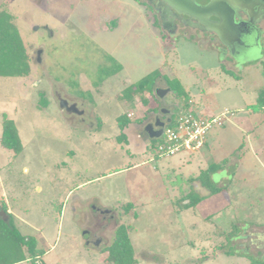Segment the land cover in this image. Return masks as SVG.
I'll list each match as a JSON object with an SVG mask.
<instances>
[{"label": "rangeland", "instance_id": "obj_1", "mask_svg": "<svg viewBox=\"0 0 264 264\" xmlns=\"http://www.w3.org/2000/svg\"><path fill=\"white\" fill-rule=\"evenodd\" d=\"M2 10L13 16L31 59L28 75L0 76V204L8 202L41 252L22 264H116L106 247L121 224L137 264H255L246 254L264 252L251 244L264 237V109L245 106L256 103L250 85H263L264 39L236 56L206 41H174L137 0H0ZM223 65L243 76L242 86ZM153 70L188 87L199 107L207 101L217 114L234 112L209 133L210 150L160 156L159 139L143 134L156 115L192 109L173 89L160 98L167 113L121 95ZM155 86L167 87L161 76ZM59 97L84 113L65 114ZM5 113L18 128L19 153L1 143ZM120 115L134 123L127 141ZM223 158L229 172L209 176L224 187L215 194L199 181ZM189 200L198 204L185 208ZM234 225L242 238L229 240Z\"/></svg>", "mask_w": 264, "mask_h": 264}, {"label": "trees", "instance_id": "obj_2", "mask_svg": "<svg viewBox=\"0 0 264 264\" xmlns=\"http://www.w3.org/2000/svg\"><path fill=\"white\" fill-rule=\"evenodd\" d=\"M30 60L27 47L18 27L13 21V16L7 11H0V76L20 77L28 75L31 69ZM222 67L227 74H230L236 79L241 78L239 74L226 68L225 65ZM120 69L121 67L113 69L111 74L118 72ZM160 76L168 87L175 90L178 97L185 100L186 107L189 106V95L178 79L161 74L158 70L151 71L138 83L126 86L121 95L130 101H133L135 97L139 96L147 106L153 103V105L147 108L148 112L158 111L161 108V104L160 98H158L155 93V83ZM257 93L256 103L250 105V108L254 111L264 109V84L258 89ZM42 100H44L43 104L48 105L47 99L43 96ZM174 117L175 114L172 113L170 118L173 119ZM130 121L131 119L127 117V115H120L118 117V125L121 129L120 136L123 140L125 139V141H127V137L123 129ZM154 140L156 139H152L151 141ZM1 143L16 153L21 152L23 149V144L15 121L13 118L8 117L6 113L3 115ZM227 161V159H224L222 162L212 163L204 171L205 176H208V178H202L200 182L203 186L210 188L212 193H219L224 187L213 186L212 181L209 180V176L220 167H223ZM127 204L129 208L132 206L130 202ZM196 204H198V202L189 200L185 207L188 208ZM4 215L8 217V219ZM234 226L232 233H230L231 235H227L229 240L237 237L240 231L239 227L236 225ZM37 245V238L33 235H24L15 224L13 215L8 212L6 204H0V264H15L39 257L41 252ZM106 250L109 252V260L114 261L116 264H137L135 250L128 232V227L124 224L118 227L113 242L106 247ZM246 255H248L255 264H264V259L255 258L249 254Z\"/></svg>", "mask_w": 264, "mask_h": 264}, {"label": "flooded vegetation", "instance_id": "obj_3", "mask_svg": "<svg viewBox=\"0 0 264 264\" xmlns=\"http://www.w3.org/2000/svg\"><path fill=\"white\" fill-rule=\"evenodd\" d=\"M137 1L143 3V5L151 9L154 21H158L159 23V33L161 35L168 36L169 38H173L174 41H178L180 38H182L186 39L187 41H192L197 45L201 44V41H206L209 42V44H212L220 53L224 54L229 52L236 56L240 54L241 51L248 53L249 49H251L255 44L261 45V42L264 39V0H258L260 3L254 6V10H249V8L246 6L244 7L247 9H241L239 5H234L235 3L244 4L245 2L243 0H229L230 2L228 0H193L196 6L201 9H204L213 1L218 3L213 8V11L220 13V16L213 13L208 14L206 12H202L200 14L198 10L191 8L190 6L188 7L184 0H181V2L177 4L179 10L173 7V5L168 6V4L162 0ZM252 1L254 2L255 0ZM226 6L233 11L232 15L237 22L242 21L244 23L239 29V40L233 39L232 36L227 35H224L223 39L218 35L217 32H211L209 26L204 25L202 22L203 20H209L213 24L219 25V22L222 21L221 16L222 18H227L228 11ZM189 12H192L193 14L199 13V16H196V14L190 15ZM236 64L238 63L236 62ZM62 101L65 102V106L61 105ZM59 104L63 107L62 109L65 114L84 113L83 109L78 108L77 103L73 102L70 104L64 98L59 97ZM162 109L163 108H161V111ZM157 116L159 115H156L153 120L143 125V134L146 135L147 138H149V133L146 131L145 127L151 122L155 124ZM160 119L164 122L166 121L164 118L162 119L160 117ZM92 207L97 208L103 213L108 212V209H100V207L97 205H92ZM83 234H85V231H83ZM246 235L250 236L249 234ZM256 237L257 239L251 240V244L256 246V249H258L257 251H264V237ZM240 238H242V236L238 235L235 239ZM95 243L98 244L99 241L97 240ZM245 247L247 248L248 245H245ZM253 257L255 256L253 255ZM260 258L264 259V252H262V256Z\"/></svg>", "mask_w": 264, "mask_h": 264}, {"label": "built area", "instance_id": "obj_4", "mask_svg": "<svg viewBox=\"0 0 264 264\" xmlns=\"http://www.w3.org/2000/svg\"><path fill=\"white\" fill-rule=\"evenodd\" d=\"M229 114V110H224L219 114L204 115L189 109L175 114L173 119L167 118L157 145L160 156L200 149L213 128L222 126Z\"/></svg>", "mask_w": 264, "mask_h": 264}, {"label": "water", "instance_id": "obj_5", "mask_svg": "<svg viewBox=\"0 0 264 264\" xmlns=\"http://www.w3.org/2000/svg\"><path fill=\"white\" fill-rule=\"evenodd\" d=\"M163 2H166L168 4V6L170 5H173V7L177 8V4H179L181 2V0H162ZM221 1H224V0H221ZM229 1V0H228ZM245 3H235L234 5H239V7L241 9H247L249 8V10H254V6L259 4L260 2L258 0H255L254 2L252 0H243ZM185 4L188 5V7L190 6L191 8H194L195 10H198L199 13L201 14L202 12H206L208 14H216V15H219L220 16V13H216L215 11H213V8L218 4L216 2H212L210 5H208L207 7H205L204 9H201V8H198L196 6V4L193 2V0H184ZM230 2V1H229ZM246 6V7H244ZM227 7V6H226ZM190 8V9H191ZM227 9V18H222L221 16V22H219L220 24L219 25H215L213 24L211 21H207V20H203L202 22L204 23V25H208L209 26V29L211 32H217L218 35L220 37H222L224 39V35H227V36H232L233 39H240L239 38V29H240V26H242V24H244L242 21H239L237 22L232 13L233 11L230 9V8H226ZM179 10V9H178ZM199 13H195L196 16H199ZM190 15H195L193 14L192 12H189ZM206 17V16H204ZM222 26V27H221ZM215 28V29H213ZM217 28V29H216ZM216 30V31H215ZM227 38V37H225ZM225 42H226V39H225ZM171 91V88L170 87H167V88H157L155 90V93L156 95L159 97V98H163L164 95H166L168 92ZM62 106H65V102L62 101L61 103ZM162 112H169L167 109L163 108L162 109ZM170 120V118L168 119ZM165 126V122L162 121L160 119L159 116H157V119H156V122L155 124L154 123H148L145 127L146 131L149 133V138L152 140V139H160L162 137V134H163V128Z\"/></svg>", "mask_w": 264, "mask_h": 264}, {"label": "crops", "instance_id": "obj_6", "mask_svg": "<svg viewBox=\"0 0 264 264\" xmlns=\"http://www.w3.org/2000/svg\"><path fill=\"white\" fill-rule=\"evenodd\" d=\"M252 65H254V64H252ZM241 68H242V67H241ZM225 73H226V72H225ZM237 74H239V75L241 76V78H240V79H236V78H235V81H237L238 84H239L240 86H242L241 83H244V82H242V78H243V76H242L240 73H237ZM171 77H173V76H171ZM179 80H180V79H179ZM180 81H181V80H180ZM181 83H182V81H181ZM193 83H194V82H191V83H190V87H192V88L195 87ZM182 84H183V83H182ZM262 84H264V81L262 82ZM260 85H261V84H260ZM183 86H184V84H183ZM167 87H168V86H167ZM167 87H165V88H167ZM157 88H159V87L156 86V89H157ZM184 88H185V91L187 92V94L189 95V101H188V102H189V106H190L192 109H194V110L198 109V110H196V111H198V112H200V113H202V114H204V115H215V114H217V113H215L213 110L210 109V107H209L208 104H207V101H206V103H203L202 105H200L201 107H199V105H198L199 102L195 99V97H194L193 94L191 93V90L188 89V87H185V86H184ZM249 88H250L251 91L257 93V92H258L257 89H259L260 86H258V88H257L256 86H252V85H250ZM156 89H155V90H156ZM171 92H174V91H172V89H171V91L168 92V94L171 93ZM174 93H176V92H174ZM257 94H258V93H257ZM257 94H256V100H257ZM201 98H202V97H201ZM201 98H199L200 101L202 100ZM253 104H254V103H250V104L246 105V106H245V109H246V110H251L250 105H253ZM199 110H201V111H199ZM224 110H229L230 113H231V114L228 115V118L226 119V121H228V120L231 118V115L234 114V112H233L232 110H230V109H224ZM224 110H223V111H224ZM251 111H253V110H251ZM221 112H222V111H221ZM221 112H219V113H221ZM219 113H218V114H219ZM131 114H133V113H131ZM226 121H225V123H226ZM225 123H224V124H225ZM133 124H134V123H133L132 121H130L129 124L125 127L126 129H125V128H124L125 130L123 129V130H124V133H125V135H126V137H127V134H128L126 130H128V129H129V126H131V125H133ZM224 124H223V125H224ZM223 125H222V126H223ZM222 126H220V127H222ZM128 138H129V137H127V140H128ZM212 138H213V136H212V137H211V136L207 137V139H206V141H205V144L203 145L204 147H203V146H202V147L205 148L206 150H207V149L210 150V147H211L210 145H211V139H212ZM213 143H214V142H213ZM202 147H201V148H202ZM198 150H200V149H198ZM131 153H132V152H131ZM153 159H154V157L151 156L150 160H153ZM224 159H226V158H223V159H221V160H219V161H213L212 163H214V162H215V163L222 162V160H224ZM137 165H138V164H134L132 167L134 168V167L137 166ZM130 167H131V166L127 167L126 169H129ZM225 169H226V170H225ZM218 170H219V173H224L225 171H226V172H229L230 169H227L226 166H224L223 168L218 169ZM214 173H216V172H214ZM214 173H213V174H214ZM213 174L211 175V177L214 178L215 175H213ZM199 182H200V181H199ZM200 185H201L203 188H206L205 186H203V185L201 184V182H200ZM37 189H41L40 186H37ZM206 189H207V188H206ZM3 196H4V195H0V198H3V199H4ZM187 196H188V195H186V197H187ZM5 202H6V204H7L6 206H9V205H8V202H7V201H5ZM186 204H187V203H186ZM186 204H185V205H186ZM185 205H184V207H185ZM65 207H67V205H65ZM185 208H186V207H185ZM8 212L15 216L14 212H13L10 208L8 209ZM63 212H64V210H63ZM63 212H62V214H63ZM17 227H18V226H17ZM35 237H36V236H35ZM36 238H37V237H36ZM37 241H39L38 238H37ZM38 244H39V243H38ZM24 262H28V261H27V260H24V261H21V262L15 263V264H20V263L22 264V263H24Z\"/></svg>", "mask_w": 264, "mask_h": 264}]
</instances>
